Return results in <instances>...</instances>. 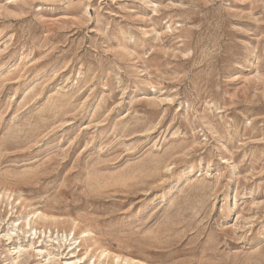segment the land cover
Instances as JSON below:
<instances>
[{"label": "rangeland", "instance_id": "rangeland-1", "mask_svg": "<svg viewBox=\"0 0 264 264\" xmlns=\"http://www.w3.org/2000/svg\"><path fill=\"white\" fill-rule=\"evenodd\" d=\"M0 264H264V0H0Z\"/></svg>", "mask_w": 264, "mask_h": 264}]
</instances>
